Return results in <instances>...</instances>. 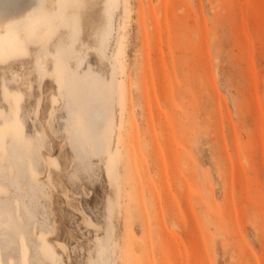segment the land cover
I'll return each instance as SVG.
<instances>
[{
    "label": "rangeland",
    "instance_id": "1",
    "mask_svg": "<svg viewBox=\"0 0 264 264\" xmlns=\"http://www.w3.org/2000/svg\"><path fill=\"white\" fill-rule=\"evenodd\" d=\"M37 7L0 30V264H264V0Z\"/></svg>",
    "mask_w": 264,
    "mask_h": 264
},
{
    "label": "bare ground",
    "instance_id": "2",
    "mask_svg": "<svg viewBox=\"0 0 264 264\" xmlns=\"http://www.w3.org/2000/svg\"><path fill=\"white\" fill-rule=\"evenodd\" d=\"M19 1L18 0H0V30L5 29L6 31V29L13 27L14 25H17V23L19 22H22L24 20H30V17L33 16V14L37 13L36 11V9L38 8L37 6L42 7L43 4L46 2V0H32V3H31L32 5L30 4L31 8H28L27 5L29 3L27 4L24 2V4L26 5L24 4L21 5ZM88 3H89V0H57V4H58L57 14L63 19H67L73 16L75 17V15L78 14V12L84 10L87 7ZM105 15H106V20L110 21L111 15L109 13L108 7H106ZM61 68L63 70H66V65L62 64ZM95 84L96 86H98V89L101 90L100 84L98 82H96ZM87 92L92 93V97H93L92 100H95V101L91 103L92 100L86 99L85 101L82 102V109L84 110L85 114L89 116L91 122L94 123L96 120L100 118H103L105 116L107 117L110 112L108 101H105L104 103H99L96 99L95 94H93L92 87L89 88ZM145 146L143 144L144 148ZM149 224H152V221L149 222V220L147 219L146 228L147 226H149ZM139 251L140 250L137 247H134V250H133L134 257L137 256ZM152 258L153 257L150 255V253H148L146 257V263L155 264ZM136 260L137 259H134L133 262H135ZM136 264H138V262Z\"/></svg>",
    "mask_w": 264,
    "mask_h": 264
}]
</instances>
